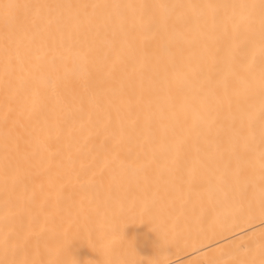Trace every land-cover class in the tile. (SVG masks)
Returning a JSON list of instances; mask_svg holds the SVG:
<instances>
[{
    "label": "bare ground",
    "instance_id": "6f19581e",
    "mask_svg": "<svg viewBox=\"0 0 264 264\" xmlns=\"http://www.w3.org/2000/svg\"><path fill=\"white\" fill-rule=\"evenodd\" d=\"M0 264H264V0H0Z\"/></svg>",
    "mask_w": 264,
    "mask_h": 264
}]
</instances>
